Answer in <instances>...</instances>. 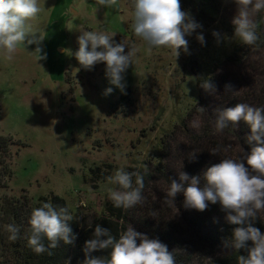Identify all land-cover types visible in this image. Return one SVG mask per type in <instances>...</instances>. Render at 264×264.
<instances>
[{
	"label": "rangeland",
	"instance_id": "rangeland-1",
	"mask_svg": "<svg viewBox=\"0 0 264 264\" xmlns=\"http://www.w3.org/2000/svg\"><path fill=\"white\" fill-rule=\"evenodd\" d=\"M40 5L42 11L31 23L44 37L40 47L46 59L37 60L36 45L18 46L11 60L0 52V133L11 139L13 171L0 199L16 196L35 204L41 197L55 195L73 216L91 221L111 202L108 189L116 186L96 180L90 169L100 167L103 176L120 167L139 169L144 174L143 203L152 201L167 209L171 225L181 235L179 254L184 264L208 262L209 252L198 245V233L179 211L177 199L183 193L175 197V206L165 199L169 183L180 182L179 171L188 174L185 159L197 146L194 139L201 146L208 136L225 147L215 163L248 153L238 125L216 132V109L225 106L217 88L215 94L197 89L190 70L192 60L203 64L202 49L210 41V28L202 34L203 45L195 31L186 36L188 52L181 50L176 58L170 49L149 48L134 34L132 0H118L111 8L97 5L96 0H40ZM217 6V20L233 24L236 4L222 0ZM81 31L115 34L117 43L135 46L124 93L109 83L103 62L91 70L79 64L74 53ZM221 38L228 48H219L217 41L208 47L209 52L221 54L223 68L216 71L218 76L227 75L241 93L264 90V46L242 47L235 64L225 61L232 39L224 33ZM190 48L195 49L193 54ZM205 60L212 61L211 57ZM109 87L113 91L105 95ZM130 226L145 235L130 220L122 233Z\"/></svg>",
	"mask_w": 264,
	"mask_h": 264
},
{
	"label": "clouds",
	"instance_id": "clouds-1",
	"mask_svg": "<svg viewBox=\"0 0 264 264\" xmlns=\"http://www.w3.org/2000/svg\"><path fill=\"white\" fill-rule=\"evenodd\" d=\"M231 2L237 6L232 20L234 37L243 45L255 46L259 36L258 23L253 17L264 12V0ZM96 3L111 8L118 4V0H96ZM132 9L134 34L149 48L170 49L176 58L181 50L188 52L185 37L201 27L182 10L180 0H132ZM41 11L40 0H0V52L8 60L13 58L18 46L28 48L30 45H36L34 52L38 61L46 59V54L41 55L40 47L44 37L31 23ZM114 36L104 31H81L77 38L79 48L74 55L86 70L103 62L109 83L124 93L125 73L133 67L137 49L124 41L117 43ZM213 36L219 43V33L213 32ZM196 38L202 45L205 43L202 34ZM199 86L208 94L216 93V86L210 78L202 79ZM225 90L232 92V86L225 85ZM112 91V87L107 88L105 95ZM216 114L217 133L223 132L230 124L238 125L240 121L250 127V135L247 136V143L253 145L250 153L242 151L236 158L226 156L219 163L207 167L203 173L204 187L200 186L199 176L190 177L186 172L179 171L180 182L172 180L169 183L165 202L175 206V197L183 193L184 206L200 212L208 208L209 202H219L226 213V222L235 226L231 238L225 240L223 246L236 252L241 249L246 251V256L237 257V264H264V233L254 226L257 220L264 222V107L237 103L234 107L217 108ZM194 126L198 127V124ZM218 151L212 149L210 153L216 155ZM194 156L195 153L190 158ZM107 182L116 186L110 187L107 193L114 207L128 210L143 203L144 174L139 169L127 171L120 167L107 177ZM152 215L155 216V213ZM73 219L69 208H57L50 202L33 208L28 220V246L40 255L45 252L51 254V249L57 248L61 241L66 245L73 244L77 238L69 224ZM6 231L10 241L19 238L20 229L15 224L7 225ZM102 250H110L109 255H92ZM83 251V264H176L167 245L158 239H149L131 226L117 238L108 229L97 225L93 238L85 242Z\"/></svg>",
	"mask_w": 264,
	"mask_h": 264
},
{
	"label": "trees",
	"instance_id": "trees-1",
	"mask_svg": "<svg viewBox=\"0 0 264 264\" xmlns=\"http://www.w3.org/2000/svg\"><path fill=\"white\" fill-rule=\"evenodd\" d=\"M201 0H180L181 8L187 12L189 16L194 19L200 28L196 29L194 36L203 34L205 30L210 28V41L202 49L203 64L192 60L190 62V70L196 78V87L200 89V82L202 74L208 71L205 79H211L215 84L220 96L221 104L225 108L234 107L237 103H245L254 107H264V90H252L250 93L242 92L234 87L233 82L227 75L222 74L218 76V70L223 68V60L219 58V52L216 50L209 52L208 47L212 42H216L217 38L213 36V32L219 33L218 43L219 48H228L223 44L221 35L224 33L227 40L232 39V46L227 50L225 61L232 63H239V53L242 47L260 48L264 46V12L257 14L254 21L258 23L257 35L259 40L255 46H247L240 43L239 39L234 37V25L217 20L218 6L217 3L222 0H206V3H201ZM208 6L211 10L209 12L204 6ZM213 24L219 25L213 27ZM217 49V48H216ZM191 50V48H190ZM195 49L190 52L193 54ZM207 56L208 58H205ZM212 59L211 63L205 59ZM224 61V62H225ZM210 65V66H209ZM232 86V92H226L225 85ZM240 131L243 135V145L248 153L251 151L253 145L247 143V136L250 135V127L240 121L238 123ZM204 141L201 146L198 144L199 139L193 141L197 144L194 147V158H190L191 154L185 159L188 175L199 176L200 186L204 187L206 181L203 178V173L212 164H216L215 160L219 155L225 152V147L214 142L208 136L203 137ZM11 139L0 133V192L8 187L9 182L13 176L12 171V153H11ZM212 149H218V154L210 153ZM93 177L100 182L107 181L108 176H103V171L100 167L90 169ZM131 171V169H127ZM94 179V178H93ZM179 211L186 220L194 227V230L200 237L199 246H202L209 252L211 259L201 264H237V257L239 255H247L246 251L241 249L236 252L232 249L225 248L224 241L231 238L234 225L228 224L225 220L226 213L222 210L219 202L211 204L209 202L208 208L203 211H197L192 208L184 206V195L178 198ZM44 202H50L55 207H67L65 201L55 195L50 197H41L37 203L32 204L30 200L23 197L4 196L0 199V264H83L85 260V253L83 251L85 242L93 238L95 227L100 225L102 228L108 229L113 236L117 238L121 235L124 229V223L127 220L133 221L136 225L143 229V232L149 239H158L163 244L167 245L168 250L173 253L176 264H184L183 257L180 253V239L181 235L177 231L175 225H171L170 214L166 208L160 209L159 206L153 204L152 201L138 204L133 208L124 210L116 208L112 202H107L104 206L103 212L94 216L91 221L87 220L85 216H74V219L69 222L76 239L73 244H64L62 241L58 247L51 249V254L45 252L37 255L28 246L27 237L30 235V226L28 220L33 208H37ZM68 208V207H67ZM155 213V216L152 214ZM214 217L219 218V221H214ZM15 224L20 229L19 238L16 241L8 239L9 233L6 231V226ZM264 233V222L257 220L254 224ZM103 238V237H102ZM47 244V241H45ZM251 245V242H249ZM110 250H102L93 252V256L109 255Z\"/></svg>",
	"mask_w": 264,
	"mask_h": 264
}]
</instances>
